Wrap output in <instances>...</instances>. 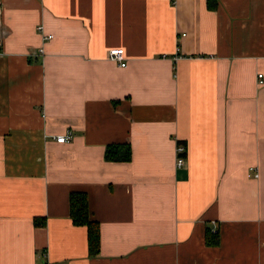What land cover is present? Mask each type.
<instances>
[{
  "label": "crops",
  "instance_id": "crops-1",
  "mask_svg": "<svg viewBox=\"0 0 264 264\" xmlns=\"http://www.w3.org/2000/svg\"><path fill=\"white\" fill-rule=\"evenodd\" d=\"M216 3L0 0V264H264V0Z\"/></svg>",
  "mask_w": 264,
  "mask_h": 264
},
{
  "label": "trees",
  "instance_id": "trees-1",
  "mask_svg": "<svg viewBox=\"0 0 264 264\" xmlns=\"http://www.w3.org/2000/svg\"><path fill=\"white\" fill-rule=\"evenodd\" d=\"M216 0H207V8L210 11L216 10ZM132 156L130 145L109 144L104 153V160L110 163H127ZM69 215L72 224L86 228L88 257L96 258L100 253V226L99 223L90 219L88 197L84 192H73L69 195ZM44 219H35L36 227H42ZM41 221L43 223H41ZM219 244L218 232L205 230V245L216 247Z\"/></svg>",
  "mask_w": 264,
  "mask_h": 264
},
{
  "label": "built area",
  "instance_id": "built-area-1",
  "mask_svg": "<svg viewBox=\"0 0 264 264\" xmlns=\"http://www.w3.org/2000/svg\"><path fill=\"white\" fill-rule=\"evenodd\" d=\"M42 28H40L41 30ZM50 39L49 36H46V39ZM108 58L109 60L117 63L120 67H125L126 66V59H125V54H124V50L121 48H115V49H111L108 52ZM258 79H262V74H258ZM259 84L262 85L263 81L260 80ZM72 135L70 134V132H65V134L63 135H59L55 137V141L57 143H61V144H68L71 140H72ZM183 151L182 147H178L176 152L177 153H181ZM178 167L183 165V162L181 160H179L177 162ZM254 178H257L258 175L257 173H254ZM214 232V231H213Z\"/></svg>",
  "mask_w": 264,
  "mask_h": 264
}]
</instances>
